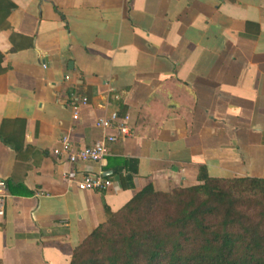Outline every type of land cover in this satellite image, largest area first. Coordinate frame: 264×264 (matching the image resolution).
Segmentation results:
<instances>
[{"label": "crops", "instance_id": "obj_1", "mask_svg": "<svg viewBox=\"0 0 264 264\" xmlns=\"http://www.w3.org/2000/svg\"><path fill=\"white\" fill-rule=\"evenodd\" d=\"M7 1L0 264H70L106 206L117 213L146 186L191 188L203 168L264 179V0ZM112 115L131 137L102 162L53 155L63 137L84 149L116 134L96 125ZM98 174L110 189H77Z\"/></svg>", "mask_w": 264, "mask_h": 264}, {"label": "trees", "instance_id": "obj_2", "mask_svg": "<svg viewBox=\"0 0 264 264\" xmlns=\"http://www.w3.org/2000/svg\"><path fill=\"white\" fill-rule=\"evenodd\" d=\"M0 1L2 22L15 6ZM197 183L146 186L119 212L106 206L70 264H264V179H215L203 168Z\"/></svg>", "mask_w": 264, "mask_h": 264}, {"label": "built area", "instance_id": "obj_3", "mask_svg": "<svg viewBox=\"0 0 264 264\" xmlns=\"http://www.w3.org/2000/svg\"><path fill=\"white\" fill-rule=\"evenodd\" d=\"M88 104V100L80 99L77 105H72V110L76 112L78 107ZM96 125L100 128L113 130L116 134L106 135L95 145L84 148L74 149L68 140V137H63L60 141V146L53 151L54 156H65L67 161L71 164L78 163H100L106 156L109 155V146L117 143L119 140L128 139L131 137V131L126 119H121L117 115H112L110 119H101ZM111 182L106 179L102 174L96 176L88 175L77 183V189L80 192H101L110 189ZM36 197H43L42 194H36ZM5 202H6V187L0 181V219L5 215Z\"/></svg>", "mask_w": 264, "mask_h": 264}]
</instances>
